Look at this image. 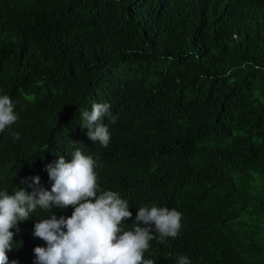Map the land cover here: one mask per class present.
Wrapping results in <instances>:
<instances>
[{"label": "trees", "instance_id": "obj_1", "mask_svg": "<svg viewBox=\"0 0 264 264\" xmlns=\"http://www.w3.org/2000/svg\"><path fill=\"white\" fill-rule=\"evenodd\" d=\"M5 94L0 191L79 149L98 194L129 198L125 230L142 206L182 213L145 259L264 264V0H0ZM93 103L116 117L106 148Z\"/></svg>", "mask_w": 264, "mask_h": 264}, {"label": "clouds", "instance_id": "obj_2", "mask_svg": "<svg viewBox=\"0 0 264 264\" xmlns=\"http://www.w3.org/2000/svg\"><path fill=\"white\" fill-rule=\"evenodd\" d=\"M14 107L10 96L0 95V133L17 122ZM110 109L93 103L82 113L87 136L105 148L110 132L102 120L116 122ZM20 135L12 133L14 140ZM51 160L0 191V264H156L144 258L149 241L178 236L182 213L155 204L139 207L132 229L125 230L133 218L129 198L112 190L98 194L97 163L81 150ZM176 264L191 260L181 255Z\"/></svg>", "mask_w": 264, "mask_h": 264}]
</instances>
